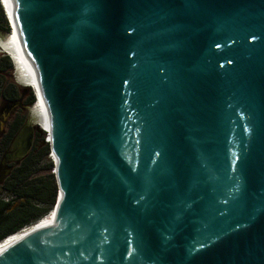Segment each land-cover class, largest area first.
<instances>
[{
  "label": "water",
  "instance_id": "1",
  "mask_svg": "<svg viewBox=\"0 0 264 264\" xmlns=\"http://www.w3.org/2000/svg\"><path fill=\"white\" fill-rule=\"evenodd\" d=\"M5 1L57 198L0 264H264V0Z\"/></svg>",
  "mask_w": 264,
  "mask_h": 264
},
{
  "label": "trees",
  "instance_id": "2",
  "mask_svg": "<svg viewBox=\"0 0 264 264\" xmlns=\"http://www.w3.org/2000/svg\"><path fill=\"white\" fill-rule=\"evenodd\" d=\"M0 29L5 32L10 31L1 3ZM0 61L1 74H8L14 78L10 59L7 56H2ZM10 84L0 88V95L4 98L9 96L12 98V103L19 101L21 105L15 107L22 111L24 109L25 113L22 115L19 112L16 117L14 113L10 118V122L7 123L6 131L1 136L3 145H7V147L11 145L20 128L28 120L26 107L32 105L36 100L30 87H23L21 92L17 90L19 91L17 93H20V97H17L13 92H10V89H12ZM9 93H12V95H7ZM40 133L38 144L36 145L35 142L30 152L23 159L12 162L11 171L0 182V187L7 190L11 196V199L8 200L0 199V241L31 226L40 218L49 214L56 203V179L54 172H50L53 166L50 164L46 167L49 169L48 172L43 175L39 174L38 164L41 161L48 160L47 155L51 151L50 144L44 139L46 133L43 131Z\"/></svg>",
  "mask_w": 264,
  "mask_h": 264
},
{
  "label": "rangeland",
  "instance_id": "3",
  "mask_svg": "<svg viewBox=\"0 0 264 264\" xmlns=\"http://www.w3.org/2000/svg\"><path fill=\"white\" fill-rule=\"evenodd\" d=\"M2 10H3V8H2ZM3 14H4V17H5L6 21L8 22V20L6 18V15L4 13V10H3ZM8 25H9V22H8ZM9 32H5V31H2L0 29V41H4V40L6 41ZM2 56H7L8 57L7 51L2 47V45L0 43V58ZM17 81H18L19 84L16 83V81L14 80V78L12 76L10 77L8 74L7 75H3L0 72V88H2L4 85H7V84L11 83L10 87L12 86L11 87L12 89H10V92H13L15 95H17V97H20V93H17V92H19L17 90H20V92H21L23 87L20 84V81L19 80H17ZM31 91L34 94L32 88H31ZM7 95L11 96L12 93H9ZM17 105L20 106L21 103L19 101H16V103H12V98H10L9 96L4 98L3 96L0 95V182L11 171L12 162H13V161L12 162H6L5 161V155L9 151L10 146L7 147V145H3V142L1 141V136L6 131V125H7V123L10 122V120H11L10 118H11L12 115H14V113L16 114L15 117L18 116L19 112H21L22 115L25 113L24 109L22 111V110L18 109V107H15ZM31 106L32 105L26 107L27 108L26 112L28 114V117L30 115ZM34 127H35V134H36V138H35L34 143L36 142L35 144L37 145L38 144L37 142H39V138H40V135H41L40 132H42V131L45 132V131L43 129H41L38 125H34ZM46 138H47V133L45 134V138L44 139L46 140ZM50 153H51V151H50ZM50 153L47 155L48 160L41 161L38 164V168H40L39 174H41V175H43V174H45L46 172L49 171V169H47L46 167H48L50 164H51V166H53L50 169V172H54V161H53V158H52ZM0 199H4V200L11 199V196L8 194L7 190H5L2 187H0Z\"/></svg>",
  "mask_w": 264,
  "mask_h": 264
},
{
  "label": "bare ground",
  "instance_id": "4",
  "mask_svg": "<svg viewBox=\"0 0 264 264\" xmlns=\"http://www.w3.org/2000/svg\"><path fill=\"white\" fill-rule=\"evenodd\" d=\"M6 9L8 11L10 20L12 19V13L10 11V8L5 0H3ZM5 13V11H4ZM7 18V17H6ZM2 47L9 52L14 57L16 68L19 75V80L25 84L33 87L35 91L39 95V99L35 101V104L31 106V120L34 125H38L40 128H44L45 130L48 129V121H47V110L45 108L44 101L42 100V97L40 93L38 92L37 88V82H36V76L33 72L29 62L27 61L26 57L23 54L20 41L17 36V32L15 27H12V31L8 33L7 40L0 41ZM32 88V89H33ZM53 217V213H50L49 215L43 216L38 221H36L34 224L49 220ZM33 224V225H34ZM27 228V227H26ZM16 234V233H15ZM14 235V234H12ZM11 235V236H12ZM10 237V236H8ZM7 237V238H8ZM6 239V238H4ZM3 239V240H4ZM2 241V240H1Z\"/></svg>",
  "mask_w": 264,
  "mask_h": 264
},
{
  "label": "clouds",
  "instance_id": "5",
  "mask_svg": "<svg viewBox=\"0 0 264 264\" xmlns=\"http://www.w3.org/2000/svg\"><path fill=\"white\" fill-rule=\"evenodd\" d=\"M1 2H2L3 6H4L5 10H6V14H8V11H7V9H6V6H5L3 0H0V3H1ZM3 6H2V7H3ZM7 55H8V57H9L10 61H11V65H12V74H13V76H14L16 82L18 83L17 80H19V75H18V71H17V68H16V63H15L14 57H12V55L9 54V52H7ZM19 81H20V80H19ZM18 84H19V83H18ZM20 84L22 85V87H31V86H29V85H25V84H23L21 81H20ZM28 227H29V226H28ZM17 233H18V232H17ZM10 236H11V235H10Z\"/></svg>",
  "mask_w": 264,
  "mask_h": 264
},
{
  "label": "flooded vegetation",
  "instance_id": "6",
  "mask_svg": "<svg viewBox=\"0 0 264 264\" xmlns=\"http://www.w3.org/2000/svg\"><path fill=\"white\" fill-rule=\"evenodd\" d=\"M35 138H36V134H35Z\"/></svg>",
  "mask_w": 264,
  "mask_h": 264
},
{
  "label": "built area",
  "instance_id": "7",
  "mask_svg": "<svg viewBox=\"0 0 264 264\" xmlns=\"http://www.w3.org/2000/svg\"><path fill=\"white\" fill-rule=\"evenodd\" d=\"M25 229V228H24ZM23 230V229H22Z\"/></svg>",
  "mask_w": 264,
  "mask_h": 264
}]
</instances>
